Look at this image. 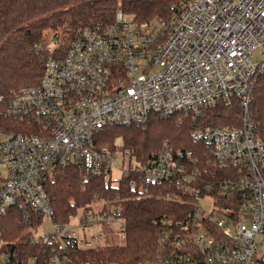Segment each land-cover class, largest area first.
<instances>
[{
    "label": "built area",
    "instance_id": "2783aa9c",
    "mask_svg": "<svg viewBox=\"0 0 264 264\" xmlns=\"http://www.w3.org/2000/svg\"><path fill=\"white\" fill-rule=\"evenodd\" d=\"M262 69L264 0H184L166 24L137 23L116 10L109 23L79 27L62 55L45 60L39 83L3 107L23 130L0 131V215L13 208L27 220L40 214L38 226L46 218L53 226L43 239L53 233L61 240V251L31 264H71L70 251L100 244L99 232L75 229L74 214L64 225L52 221L46 183L56 166L69 164L109 175L118 151L122 173L145 182L203 183L201 195L188 187L193 209L180 230L163 232L161 252L140 264H264V140L249 114ZM220 99L238 101L241 124L196 125L192 134L204 140L205 158L163 141L156 159L141 164L128 149L96 139L106 126L140 124L156 114L197 118ZM172 195L167 190L165 197ZM203 198L212 203L208 214H201ZM98 218L113 217L85 215L79 223Z\"/></svg>",
    "mask_w": 264,
    "mask_h": 264
},
{
    "label": "trees",
    "instance_id": "16d2710c",
    "mask_svg": "<svg viewBox=\"0 0 264 264\" xmlns=\"http://www.w3.org/2000/svg\"><path fill=\"white\" fill-rule=\"evenodd\" d=\"M183 1L0 0V95L3 98L0 131L23 130L21 122L4 115L5 103L21 88L39 83L45 60L62 55L69 44L67 38H72L79 27L109 23L116 10L132 16L137 23L166 24ZM51 41L55 45L50 44ZM241 112L237 100L228 103L220 99L207 106L197 118L184 113L156 114L140 124L106 126L97 133L96 139L103 146L113 147L119 136L130 156L141 164L156 159L163 141L174 148L190 150L195 157L205 158L204 140L192 134L195 126H238ZM249 114L257 123L258 136L264 140V69L256 74L251 88ZM107 175L104 172L92 174L82 166L69 164L56 166L47 180L53 222L67 224L69 214H75L78 209L86 213L97 201L102 205L97 214L123 219V243L77 248L69 253L71 264H140L153 260L162 250V233L178 232L181 220L193 209V195L188 187H196L199 194H203L200 181L181 186L148 183L141 175L127 172L113 185ZM132 179L134 184L131 185ZM203 179L209 180V177L205 174ZM166 189L173 195L165 197ZM40 220V214L35 213H30L27 220L16 208L0 215V264H31L35 257L46 261L52 252L61 251V240L55 234L47 233V240L43 239L45 234L38 238L33 235ZM83 223L88 225L94 221L83 220Z\"/></svg>",
    "mask_w": 264,
    "mask_h": 264
},
{
    "label": "rangeland",
    "instance_id": "374dc122",
    "mask_svg": "<svg viewBox=\"0 0 264 264\" xmlns=\"http://www.w3.org/2000/svg\"><path fill=\"white\" fill-rule=\"evenodd\" d=\"M61 37L64 36H60V38ZM70 41L71 38H67V42L69 43ZM50 44L55 45L53 41H51ZM114 145L116 146L117 149L124 148L123 141L119 136L115 139ZM123 161L124 158L122 156V151H118L117 157L115 159V163L111 166V171L109 175L106 176L107 179H110V182L113 185L116 184L117 179L122 174V168L124 166ZM200 204L202 210L201 214H208L212 211L213 207L209 199L207 198L201 199ZM101 206L102 205L100 201L95 202L94 204L91 205L90 209L87 210L86 214L82 209H78L72 219V223L75 229L80 233H85L86 235L99 232L102 235V239L99 241L100 243H114V244L123 243L124 238L122 236V231H121V225L123 219L120 217H114L111 220L105 221L104 223L94 221V223L85 225L83 227L82 225H80L79 220L80 218H83L85 215L88 220H90L91 218L95 219L96 217H98L99 215L97 214V210L100 209ZM52 231H53V226L50 220L46 218L37 228L33 229V235L38 238L40 235Z\"/></svg>",
    "mask_w": 264,
    "mask_h": 264
}]
</instances>
